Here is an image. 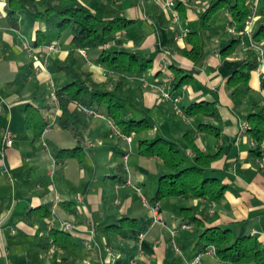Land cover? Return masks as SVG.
<instances>
[{
	"label": "crops",
	"instance_id": "obj_1",
	"mask_svg": "<svg viewBox=\"0 0 264 264\" xmlns=\"http://www.w3.org/2000/svg\"><path fill=\"white\" fill-rule=\"evenodd\" d=\"M79 1L101 19L123 18L130 23L111 34L104 47L79 50L72 44L70 29L58 32L57 19L35 21L21 13L18 27H8L2 19L7 0H0V138L5 128L12 136L11 146L0 145V264H30L28 250L50 227L63 229L66 223L71 226L67 232L78 245V257L74 262L58 264H234L202 252L199 236L213 226L229 229L233 238L252 235L264 246V170L251 152L253 143L246 131L250 103L264 100L259 90L264 76V41L253 43L247 33L239 36L237 25L233 27L238 34L229 33L230 16L225 10L219 11L204 32L203 58L192 63L183 54L190 48L187 33L200 31V15L211 0ZM167 1L174 3L177 23L165 9ZM248 21L249 33L264 25V0H252ZM238 37V48L221 56V51ZM37 38L39 46H34ZM23 41L30 50L22 48ZM52 41L57 47L49 51L45 45ZM252 45L261 48L262 54ZM102 49L141 52L151 59V68L141 76L144 82L121 76L127 115L136 120L147 117L152 125L151 131L137 136L138 141L164 138L175 142L188 126L197 148L215 155L204 167L206 174L229 186L219 203L192 197L163 199L158 202L163 223L148 228L152 212L141 205L140 194L149 201L166 169L151 172L140 165L138 146H133L135 136L127 141L101 106L86 110L70 105L81 119L82 158L56 156L60 149L74 148L76 142L58 125L54 89L68 81L66 66L90 73L96 82H115L120 76L97 63ZM253 60L257 61L256 68L240 85V93L232 95L227 80ZM169 65L190 70L194 77L171 94L178 97L176 102L163 98L172 77ZM200 101L215 102L220 120L183 114L182 107ZM27 103L40 108L51 120L49 130L38 138L24 126ZM98 119L107 121H95ZM173 121H178V129L173 128ZM199 122L218 126L219 137L195 134ZM186 155L194 160L195 153L188 145ZM143 158L160 161L155 156ZM130 160L138 165L129 164ZM181 208H189L201 219L202 226L182 221ZM44 210L48 217L40 221L38 215ZM182 224L189 227L183 229ZM110 225H121L122 233L106 228ZM172 237L178 253L171 246ZM60 254L59 249H49L41 256L44 264H55ZM197 255L199 262L194 263Z\"/></svg>",
	"mask_w": 264,
	"mask_h": 264
},
{
	"label": "trees",
	"instance_id": "obj_2",
	"mask_svg": "<svg viewBox=\"0 0 264 264\" xmlns=\"http://www.w3.org/2000/svg\"><path fill=\"white\" fill-rule=\"evenodd\" d=\"M39 5L41 8H39ZM226 11L230 16V24L239 27V36L244 33V25L252 15V0H211L207 8L200 15L199 32L187 33V41L190 48L183 51L192 63H199L203 58L204 32L209 27L212 16L219 11ZM27 14L35 21L58 17L56 27L59 33L70 29L72 32V44L79 50H92L102 47L111 34L124 30L130 23L123 18L110 20L97 17L91 10L84 6L79 0H7L5 13L2 17L10 28L18 27L19 14ZM43 37V35H42ZM253 43L264 41V25L256 26L250 33ZM40 39L33 43L39 46ZM240 38H234L231 43L221 51V56L231 54L238 48ZM97 63L111 70L120 77L115 82H96L90 73L78 71L72 66L64 67L68 81L54 89V102L58 109V125L68 132L76 142L71 149H60L57 157L82 158L84 137L80 131L81 119L77 112L70 110L74 104L83 109H91L96 106L105 108V115L120 129L127 137L139 136L152 130V125L147 117L133 119L127 115L122 102L121 76L127 78H139L151 68V59L141 52H129L126 50L111 51L102 49L98 55ZM257 66L253 60L237 70L229 79L227 84L233 88L232 95L240 93L241 84H245L250 72ZM172 77L168 80L169 92L177 91L188 85L193 80L190 70L169 65ZM259 90L264 93V76L260 78ZM186 117L200 116L205 119L219 121V113L215 102L200 101L182 107ZM50 119L45 116L41 109L31 103H27L24 110V126L34 138L42 135L44 129L50 124ZM247 128L253 148V156L259 159L264 166V149L260 143L264 140V100H253L250 103L247 115ZM195 134H207L219 137V128L210 123L199 122ZM186 144L195 153L193 165H185L179 147L173 141L156 138L149 141L142 139L138 141V154L144 157H157L163 164L166 172L158 180L154 196L149 200L150 204L171 197L204 198L212 203H219L229 187L215 176L206 174L205 166L209 164L215 155H208L200 151L194 141V134L187 131L183 134ZM214 172V171H210ZM182 221L187 224L202 226L201 219L194 216L189 208H181ZM39 220L48 217L44 210L38 215ZM115 232L122 233L121 225H110ZM199 244L202 252L213 247L215 255L224 263L234 264H264V246L252 235L233 238L229 229L219 227H206L199 236ZM54 246L61 254L58 262H74L78 257V245L71 235L57 228H50L45 236L39 238L38 243L30 248L27 257L30 264H44L42 254ZM115 264H121L119 261Z\"/></svg>",
	"mask_w": 264,
	"mask_h": 264
},
{
	"label": "built area",
	"instance_id": "obj_3",
	"mask_svg": "<svg viewBox=\"0 0 264 264\" xmlns=\"http://www.w3.org/2000/svg\"><path fill=\"white\" fill-rule=\"evenodd\" d=\"M165 9L171 13V20L173 21V23H177L178 22V14H177V12L174 9V3L172 1H167L165 3ZM248 24H249V21L247 20L245 22L244 30L243 31H244V33L250 34L249 33V30L247 28V25ZM245 26H246V28H245ZM227 31L229 33H231V34H238V32L235 31L233 25L230 24V21L227 24ZM186 32H187V30H186ZM104 46H105V44L103 45V47ZM252 46H254L256 48V50H257V52H258L259 55L262 54V49L261 48L255 46V45H252ZM45 47H46L47 50L53 51V50L56 49L57 43L54 42V41H52V42L46 44ZM22 48H24L26 50H30L29 44L27 42H25V41L22 42ZM165 64H166V60L164 59L163 66H166ZM38 71H39V67L36 66L35 67V72H38ZM139 79H140V81L144 82V78L143 77H140ZM163 98H165L167 100H171L173 102H176L178 100V97L171 95V93L169 92V87H168V91H166V92L163 93ZM52 99L54 100V96H53ZM49 127H50V124L44 129L43 132L48 131L49 130ZM125 139L127 141H130L131 140L130 137H125ZM11 144H12V136H11V133H10V131L8 129L5 128V129H3V132H2V135H1V138H0V145L3 146V147H9V146H11ZM43 145H44V143H43ZM260 147L262 149H264V140L260 143ZM125 158H126V156H124V159ZM257 161H258L259 165H261V169L264 170V166L262 165V162L259 159H257ZM133 188L137 192H140V190H139L138 187L133 186ZM140 201H141V205L143 207L150 208V210L152 212V216H151V220H150V222L148 224V228L152 227L154 224H162L163 222H162L161 214L159 212L158 203L150 204L149 201L146 199V197H144L142 194H140ZM52 220H53V217L50 218V221L51 222H52ZM51 222H48L49 225H51ZM180 227L183 228V229H186L189 226L187 224H182ZM70 228H71V226L68 223H66V224L63 225V230H65V231H69ZM172 234H174V233L172 232ZM140 236L142 237L143 236V233ZM171 246H172V248L174 249L175 252H177V253L179 252L178 246H177V244H176V242H175V240H174L173 237L171 238ZM55 249L56 248L54 246H51L50 247V250H55ZM203 253L204 254H215V251H214V248L213 247H208V248H206L203 251ZM193 262L194 263L199 262V255H197L194 258Z\"/></svg>",
	"mask_w": 264,
	"mask_h": 264
},
{
	"label": "rangeland",
	"instance_id": "obj_4",
	"mask_svg": "<svg viewBox=\"0 0 264 264\" xmlns=\"http://www.w3.org/2000/svg\"><path fill=\"white\" fill-rule=\"evenodd\" d=\"M219 14V13H218ZM219 16V18H220V21L222 22V20H223V17L221 16V14L220 15H218ZM52 20L53 19H58V17H56V16H53L52 18H51ZM217 21L215 20V23H216ZM47 38H49V34L47 35ZM45 92H46V94H48L49 92H48V90L47 89H45ZM128 107V106H127ZM126 106H125V109L127 108ZM129 108V107H128ZM175 110H176V108H175ZM173 116H175V115H173ZM176 117V116H175ZM95 121H107L106 119H102V120H100V119H98V120H95ZM173 123V128H175V129H178L179 128V123H178V121H173L172 122ZM114 125L116 126V124L114 123ZM162 130H164V127H160ZM188 126H186V128L183 130L184 132H183V134L185 133V132H187L188 131ZM183 134L181 135V137H180V140H175V142L177 143V146L179 147V149H180V152H181V154H182V156H183V159H184V161H185V163H187V162H189V164H185V165H193V163H194V160H188V157H187V155H186V150H187V144H186V142H185V139L183 138ZM133 146L135 147V146H138V137H134V142H133ZM135 154V153H134ZM134 154L132 155V159H133V157H134ZM136 155V154H135ZM138 155V154H137ZM144 156H139V161H140V165H143V166H145V167H148L149 169H150V171L152 172V171H154V172H159V170L161 169V171L163 170V171H165V169H164V166H163V164H162V162L161 161H152V162H148V161H145L144 160V158H143ZM144 163H143V162ZM160 163V164H159ZM127 164V163H126ZM129 164H131V165H133V166H136V165H138V163L135 161V160H132V162H131V160H130V163ZM161 165V167H159ZM127 167L128 165H125V163H124V167ZM258 166L261 168V165H259L258 164ZM153 169V170H152ZM147 183V182H146ZM148 183H149V181H148ZM147 183V184H148ZM183 205H184V202H183ZM173 233H174V231H172Z\"/></svg>",
	"mask_w": 264,
	"mask_h": 264
}]
</instances>
